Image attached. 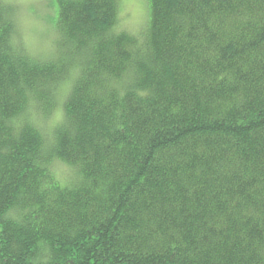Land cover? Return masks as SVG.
<instances>
[{
    "label": "trees",
    "instance_id": "trees-1",
    "mask_svg": "<svg viewBox=\"0 0 264 264\" xmlns=\"http://www.w3.org/2000/svg\"><path fill=\"white\" fill-rule=\"evenodd\" d=\"M54 9L41 59L0 0V264H264V0Z\"/></svg>",
    "mask_w": 264,
    "mask_h": 264
},
{
    "label": "rangeland",
    "instance_id": "rangeland-1",
    "mask_svg": "<svg viewBox=\"0 0 264 264\" xmlns=\"http://www.w3.org/2000/svg\"><path fill=\"white\" fill-rule=\"evenodd\" d=\"M15 9L12 16L16 20L17 33L26 51L38 58L53 57L57 48V33L53 19L54 0H9ZM119 20L117 27L138 33L145 26L148 16V0H119ZM68 85L61 86V98L51 114L42 118L46 128L52 127L61 118V99ZM58 171L65 175L67 168L58 164Z\"/></svg>",
    "mask_w": 264,
    "mask_h": 264
}]
</instances>
